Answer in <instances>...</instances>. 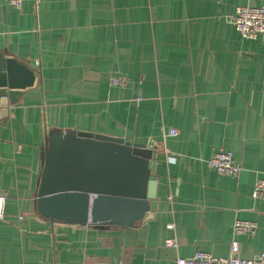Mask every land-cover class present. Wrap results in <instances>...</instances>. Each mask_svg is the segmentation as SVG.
Listing matches in <instances>:
<instances>
[{"label": "crops", "instance_id": "obj_1", "mask_svg": "<svg viewBox=\"0 0 264 264\" xmlns=\"http://www.w3.org/2000/svg\"><path fill=\"white\" fill-rule=\"evenodd\" d=\"M263 4L0 0V51L37 67L0 121V264H174L198 251L227 257L234 238L243 259L264 253V201L252 198L264 180V36L243 39L229 22ZM78 131L154 148L152 220L97 227L40 213L45 140ZM219 152L233 154L239 177L208 167ZM236 219L256 234L234 236Z\"/></svg>", "mask_w": 264, "mask_h": 264}, {"label": "water", "instance_id": "obj_2", "mask_svg": "<svg viewBox=\"0 0 264 264\" xmlns=\"http://www.w3.org/2000/svg\"><path fill=\"white\" fill-rule=\"evenodd\" d=\"M37 67L0 51V121L9 117ZM154 148L88 132L45 140L38 208L50 219L97 227H132L153 219L158 179Z\"/></svg>", "mask_w": 264, "mask_h": 264}, {"label": "built area", "instance_id": "obj_3", "mask_svg": "<svg viewBox=\"0 0 264 264\" xmlns=\"http://www.w3.org/2000/svg\"><path fill=\"white\" fill-rule=\"evenodd\" d=\"M12 7L20 9L26 1L39 0H5ZM230 24L235 27L241 37L246 40H256L260 36H264V4L259 7L240 6L236 9L235 14L229 20ZM111 84L115 86H123L126 79L121 77H112ZM170 136H177L176 131H171ZM208 167L219 175L239 177L242 172V166L237 163L234 156L230 152H219L213 155L207 162ZM255 201H264V180L257 181L252 193ZM6 206V196L0 194V220L4 219ZM20 219H23L21 216ZM174 224L167 225V229L173 231ZM234 236L251 237L256 234L257 226L252 221L236 219L233 224ZM166 246L177 248L178 243L175 239H168ZM174 264H264V253L256 255L252 259H243L240 256V245L237 239H233L230 254L227 257H217L211 253L198 251L194 256L189 258H178Z\"/></svg>", "mask_w": 264, "mask_h": 264}]
</instances>
